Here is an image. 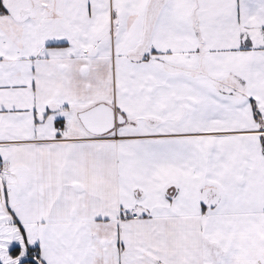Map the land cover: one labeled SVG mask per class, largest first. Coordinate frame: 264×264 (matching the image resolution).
<instances>
[{"label": "snow or ice", "instance_id": "1", "mask_svg": "<svg viewBox=\"0 0 264 264\" xmlns=\"http://www.w3.org/2000/svg\"><path fill=\"white\" fill-rule=\"evenodd\" d=\"M0 264H264V0H0Z\"/></svg>", "mask_w": 264, "mask_h": 264}]
</instances>
